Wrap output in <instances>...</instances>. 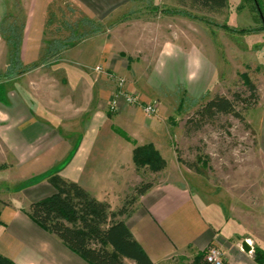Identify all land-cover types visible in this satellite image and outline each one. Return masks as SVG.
Segmentation results:
<instances>
[{
  "label": "crops",
  "instance_id": "0c3cea01",
  "mask_svg": "<svg viewBox=\"0 0 264 264\" xmlns=\"http://www.w3.org/2000/svg\"><path fill=\"white\" fill-rule=\"evenodd\" d=\"M66 1L100 23L102 30L82 32L56 57L20 71L40 60L47 9L59 2L29 0L20 72L11 74L3 22L9 15L17 16V9L15 0H0V145L13 158L12 168L25 184L28 202L20 206L0 199V253L16 264H89L23 209L56 192L50 182L54 175L80 184L98 201L117 205L142 181L133 161L136 146L154 144L169 165L165 154L172 153L171 134L163 117H147L144 106L161 104L176 92L199 99L216 73L195 44L168 39L158 51L148 52L141 45L120 42L122 33L115 30L121 21L105 25L132 0ZM67 33V39L77 36ZM144 56L154 57L149 66L142 62ZM98 66L125 77L126 88L139 96V105L121 100L119 109L110 112L117 86L96 70ZM127 225L155 264L195 257L213 245L223 248L225 264H257L243 251L244 240L229 242L231 236H223L205 217L188 181L177 174L154 183L135 205Z\"/></svg>",
  "mask_w": 264,
  "mask_h": 264
},
{
  "label": "rangeland",
  "instance_id": "374dc122",
  "mask_svg": "<svg viewBox=\"0 0 264 264\" xmlns=\"http://www.w3.org/2000/svg\"><path fill=\"white\" fill-rule=\"evenodd\" d=\"M28 2L15 0L17 16L9 15V23L11 19L27 17ZM131 2L121 15L113 16L105 25L109 27L112 22L121 21V26H117L120 29L115 30L122 33L120 42L129 43L131 47L141 45L148 52L158 51L168 39L186 46L195 44L216 69L211 87L201 98L193 100L176 92L170 98H163L161 104L155 101L157 113L153 117L160 114L171 134L172 153L168 151L165 156L169 165H174L166 172L142 170L139 173L141 182L156 183L175 178L176 174L186 178L205 217L223 236H231L229 242L249 240L253 256L255 247L264 249V19L249 0H228L229 7L217 13L191 10L181 0ZM260 4L264 12V0H260ZM174 11H187L192 16ZM82 17L89 19L71 2L53 3L47 9L48 27L41 54L50 49L53 53L59 50L57 44L67 41L68 24L83 26ZM93 22L95 29H81L79 33L102 30L100 23ZM4 42L10 50L6 39ZM141 58L147 64L154 57ZM12 69L11 74L18 71L17 66ZM248 81L258 88L255 97L247 88ZM236 93L241 96L236 108L244 117L243 121L233 115L204 120L197 117L200 107L214 96L234 99ZM179 157L187 163H197L205 175L183 165ZM12 167L13 158L0 145V199L26 206L25 184L18 180ZM123 200L114 207L111 205L112 209L120 208ZM195 257H178L166 264H194Z\"/></svg>",
  "mask_w": 264,
  "mask_h": 264
},
{
  "label": "trees",
  "instance_id": "16d2710c",
  "mask_svg": "<svg viewBox=\"0 0 264 264\" xmlns=\"http://www.w3.org/2000/svg\"><path fill=\"white\" fill-rule=\"evenodd\" d=\"M181 1L183 4L188 5L191 10L213 13L223 11L229 7L228 0ZM249 1L253 2L261 18L264 19L260 0ZM70 11L73 12L74 10L70 9ZM174 13L192 16L187 11L185 13L174 11ZM25 20L26 18L21 20L20 17H17L16 19H11L10 23L8 18L3 22L4 38L10 46L9 62L11 68L17 66L20 69L21 66L20 52ZM68 25L69 31L72 34L76 32L77 36L71 35L67 41L58 43L59 50L54 53L51 49L48 52L43 51L40 60L36 64L22 67L20 71L32 69L56 57L71 42H74L75 38H81L82 33H79L81 29L83 31L86 28L95 29L94 22L84 17L81 19V25L83 26H75L71 22ZM93 32L95 31L90 33ZM85 35L84 33L82 37ZM246 84L252 97H255L258 92L256 84L251 81L246 82ZM237 102H241V96L238 93L234 95V99L216 95L200 107L197 111V117L204 120L205 118L214 119L219 115H233L243 121L244 117L236 108ZM133 161L139 173L145 169L153 173H159L168 166L162 153L154 144L136 146ZM179 161L196 173L205 175L204 170L197 163H187L181 157H179ZM50 182L55 187L56 192L48 198L31 203L27 209H23L41 228L53 234L66 247L89 264H128L127 261L134 264H155L127 225V220L135 211V205L154 186V182L143 181L133 187L125 196L122 206L117 210H113L108 201L96 200L80 184L65 179L60 175L50 177ZM0 202L2 201L0 200ZM253 259L257 264H264V249L255 247ZM0 264L16 263L0 253ZM194 264H208L205 259V253L198 254L195 257Z\"/></svg>",
  "mask_w": 264,
  "mask_h": 264
},
{
  "label": "built area",
  "instance_id": "2783aa9c",
  "mask_svg": "<svg viewBox=\"0 0 264 264\" xmlns=\"http://www.w3.org/2000/svg\"><path fill=\"white\" fill-rule=\"evenodd\" d=\"M96 70L102 74H106V76L116 83V92L110 104V112H116L119 109L121 100H124L127 105H135L140 102L139 96L126 89V79L124 77H120L116 73H109L102 66H98ZM144 113L148 117H153L157 113L156 103L146 104L144 106ZM205 259L208 264H225L224 252L215 245L208 248L205 253Z\"/></svg>",
  "mask_w": 264,
  "mask_h": 264
},
{
  "label": "water",
  "instance_id": "95a60500",
  "mask_svg": "<svg viewBox=\"0 0 264 264\" xmlns=\"http://www.w3.org/2000/svg\"><path fill=\"white\" fill-rule=\"evenodd\" d=\"M242 249L246 253H250L251 251H253V247L251 246V244L249 243L248 240L243 241V243H242Z\"/></svg>",
  "mask_w": 264,
  "mask_h": 264
},
{
  "label": "bare ground",
  "instance_id": "6f19581e",
  "mask_svg": "<svg viewBox=\"0 0 264 264\" xmlns=\"http://www.w3.org/2000/svg\"><path fill=\"white\" fill-rule=\"evenodd\" d=\"M249 243H250V241H249Z\"/></svg>",
  "mask_w": 264,
  "mask_h": 264
}]
</instances>
